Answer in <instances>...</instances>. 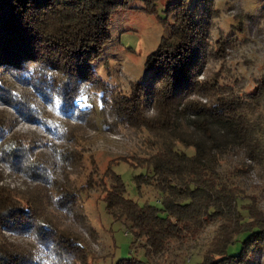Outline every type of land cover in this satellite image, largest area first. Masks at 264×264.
Returning <instances> with one entry per match:
<instances>
[{"label":"trees","instance_id":"1","mask_svg":"<svg viewBox=\"0 0 264 264\" xmlns=\"http://www.w3.org/2000/svg\"><path fill=\"white\" fill-rule=\"evenodd\" d=\"M134 1L0 0V74L31 82L35 79L34 84L42 88L55 82L58 75V88L51 90L50 96L59 98L60 113L77 120L84 108L93 106L79 102L84 92L79 89L94 83L101 86L99 90L105 89L93 71V62L109 40L111 14ZM143 1L146 12L155 11L157 0ZM211 1H169L162 20L167 23L171 16L173 21L169 34L146 57L149 79L131 83L129 95L100 96V113L108 110L115 120L147 131L145 159L123 161L147 167L148 173L137 174L133 180L139 190L151 187L161 206L148 200L140 205L126 197L124 184L111 166L106 175L112 180L104 185L101 198L114 219L129 223L134 239L142 240L140 246L147 258L162 255L170 241L199 233L213 221L219 222V239L196 264H247L264 245V228L258 222L263 220L255 218L250 206L242 205L231 180L245 172V160L264 164V76L252 90L242 91L221 72L207 70V61L223 51L222 42L211 47L208 40L206 17L211 13ZM148 107L153 114H147ZM5 130L0 124L1 159L12 170L18 163L27 174L30 157ZM236 154L242 160L229 165L228 158ZM38 175L40 182L49 181L46 169ZM52 186L59 208L79 211L81 221L85 220L77 200L84 189L77 193L62 183ZM36 207L0 185V264L84 261L81 243L59 232ZM5 232L27 236L35 245L20 248ZM147 262L122 258L116 264Z\"/></svg>","mask_w":264,"mask_h":264},{"label":"rangeland","instance_id":"2","mask_svg":"<svg viewBox=\"0 0 264 264\" xmlns=\"http://www.w3.org/2000/svg\"><path fill=\"white\" fill-rule=\"evenodd\" d=\"M169 1L172 0H157L155 11L150 13L142 8L143 0H136L130 7L111 14L109 40L93 62V71L102 79L105 91L99 90L101 86L96 83L79 89L84 91L79 102L91 103L95 109L84 108L77 120L60 113L59 98L50 96L51 90L56 92L58 88V75L54 74L55 82L51 85L48 82L47 88H42L39 83L34 84L35 79L31 82L9 73L0 74L4 86L0 88V124L16 144L21 143V152L32 162L30 176L18 163L13 164L12 170L1 159L0 152V185L12 189L24 202L36 204L38 213L59 232L81 243L85 260L71 259L68 264H116L122 258H136L145 263L148 259L147 264H196L219 239L216 237L219 222L210 221L201 232L170 241L162 255L147 258L140 246L142 240L134 239L129 223L123 218L114 219L101 198L104 185L108 186L112 180L106 175L111 166L124 184L126 197L140 205L148 200L161 206L151 187L139 190L133 180L137 174L148 173L147 167L123 161L138 163L145 159L147 131L115 120L108 110L102 113L99 110L102 94L111 99L116 93L129 95L131 83L149 79L146 57L169 34L173 21L171 16L167 23L162 20ZM210 5L211 13L206 17L209 44L213 47L220 41L223 51L215 60L207 61V70L221 72L222 77L233 81L237 90H252L264 76V0H212ZM203 77L204 74L200 76ZM153 113L148 107L147 114ZM239 160L242 158L236 154L228 158V164ZM245 162L248 164L245 172L231 182L240 192L242 205L250 206L255 218L263 220L258 222L264 228V164ZM29 166L23 165V168ZM41 169L48 171L49 181H39ZM55 182L77 193L79 188L84 189L78 193L77 200L86 214L85 222L81 221L79 211L59 208L52 186ZM5 236L23 249L35 245L24 235L5 232ZM238 248L236 243L234 250ZM252 255L247 264H264V245Z\"/></svg>","mask_w":264,"mask_h":264}]
</instances>
